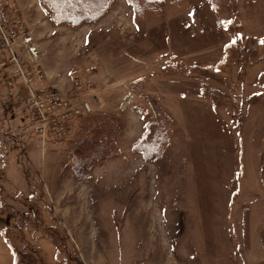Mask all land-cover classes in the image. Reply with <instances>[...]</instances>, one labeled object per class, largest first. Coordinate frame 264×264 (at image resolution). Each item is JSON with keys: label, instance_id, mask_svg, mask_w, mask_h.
Wrapping results in <instances>:
<instances>
[{"label": "rangeland", "instance_id": "1", "mask_svg": "<svg viewBox=\"0 0 264 264\" xmlns=\"http://www.w3.org/2000/svg\"><path fill=\"white\" fill-rule=\"evenodd\" d=\"M162 1L136 15L115 0L72 27L13 0L46 84L92 112L43 136L29 94L9 107L0 80V264L24 247L56 264H264V0ZM162 121L165 151L149 158L134 147ZM84 122L91 143L114 132L78 180L69 153Z\"/></svg>", "mask_w": 264, "mask_h": 264}, {"label": "built area", "instance_id": "2", "mask_svg": "<svg viewBox=\"0 0 264 264\" xmlns=\"http://www.w3.org/2000/svg\"><path fill=\"white\" fill-rule=\"evenodd\" d=\"M37 43L13 0H0V80L3 79L7 87H12L10 76L14 73V77L28 90L38 132L43 136L48 131L61 136L71 119L89 115L92 107L88 101L75 105L67 97L64 98L55 86L46 84ZM10 65L14 68H9ZM79 84H82L80 80L75 79V85ZM91 86L90 82L86 84L90 90ZM3 98L6 100L7 94ZM6 111L0 104V114ZM8 121L4 120L5 123ZM16 139L18 142L15 140L14 144H19L18 135Z\"/></svg>", "mask_w": 264, "mask_h": 264}, {"label": "trees", "instance_id": "3", "mask_svg": "<svg viewBox=\"0 0 264 264\" xmlns=\"http://www.w3.org/2000/svg\"><path fill=\"white\" fill-rule=\"evenodd\" d=\"M40 2L41 8L49 15L51 22L56 25H69L72 27H80L85 24L96 23L102 17H104L109 10L112 8L115 0H38ZM129 4L133 6L136 15L139 14L138 9L143 8L144 4L147 6L158 5L161 8L163 5L162 0H128ZM215 8H219L222 5L223 1L226 0H210ZM230 3L231 0H229ZM10 94L6 98V100H11L9 103V107L13 104L24 103L28 99V92L25 86L18 81L16 77L13 78V85L11 89H8ZM6 105V102H5ZM6 108V107H5ZM6 110H9L6 108ZM156 118L160 119L158 114L156 113ZM156 120V119H155ZM2 121V120H0ZM82 124V123H81ZM91 123L84 122L81 126V130H83L84 136L81 140H75L71 143L70 153H69V161L71 169L75 171H79L77 176L78 180L88 179L87 175L82 174L80 170L85 169L89 162L92 160L102 159L106 160L108 155L106 147L108 146V141L111 140V134L114 132L112 129H107L105 126L97 132L98 138L93 143L89 142L90 136L92 134L91 131ZM147 130L149 131V145H146L147 142H142L145 146L138 145L134 148L142 151H146L148 148H153V151L150 153H146V155L153 159L163 154V142H166L167 139V126L161 122L159 126L156 123L147 125ZM104 134V137H102ZM5 134H1L0 138H4ZM87 138V139H85ZM107 143V144H106ZM11 145V142H10ZM162 149V152L160 150ZM165 149V148H164ZM104 156L102 157L103 153ZM93 153V154H91ZM92 155H96V157H92ZM101 163V162H100ZM76 177V175H75ZM9 219V217H8ZM37 222L40 223L41 220L37 218ZM9 229H13V227L9 226ZM58 233V230H56ZM14 250V248H12ZM15 253V264H56L53 261V258H49V256H42L38 252L32 249L27 248H16L14 250ZM65 264H84L78 256H71L69 260Z\"/></svg>", "mask_w": 264, "mask_h": 264}, {"label": "snow or ice", "instance_id": "4", "mask_svg": "<svg viewBox=\"0 0 264 264\" xmlns=\"http://www.w3.org/2000/svg\"><path fill=\"white\" fill-rule=\"evenodd\" d=\"M228 23V22H225V24Z\"/></svg>", "mask_w": 264, "mask_h": 264}]
</instances>
